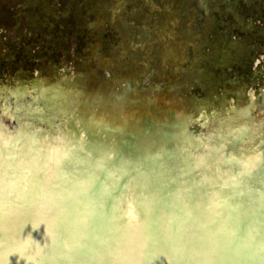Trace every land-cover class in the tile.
Wrapping results in <instances>:
<instances>
[{"label":"water","instance_id":"1","mask_svg":"<svg viewBox=\"0 0 264 264\" xmlns=\"http://www.w3.org/2000/svg\"><path fill=\"white\" fill-rule=\"evenodd\" d=\"M67 70L54 73L61 86L55 90L63 97L74 92L64 85ZM71 77L75 81L76 75ZM4 87H10L9 77L0 79ZM25 88V95L35 96L30 84ZM143 95L127 96L123 117L115 111L124 127L111 132L117 144L91 152L87 143H75L71 150L79 156H55L50 171L45 161L30 159L45 149L44 142L32 146L30 137H24L29 125L9 122L18 106L0 108V264H264L263 153L251 160L198 159L195 138L171 135L167 116L159 123L132 117L130 107L143 106ZM216 96L232 101L221 110L211 109L213 113L241 107L235 96L225 94H212L208 102ZM15 98L23 105L31 100L30 109L37 102ZM163 111L169 114L162 104L152 103L144 115ZM253 115L260 124V111ZM204 116L192 127L202 139L215 130H205ZM245 124L252 127L250 119ZM17 128L21 134L10 154L6 141L12 143ZM244 149L246 157L257 156L253 143Z\"/></svg>","mask_w":264,"mask_h":264},{"label":"flooded vegetation","instance_id":"2","mask_svg":"<svg viewBox=\"0 0 264 264\" xmlns=\"http://www.w3.org/2000/svg\"><path fill=\"white\" fill-rule=\"evenodd\" d=\"M64 63L72 66L64 85L74 92L50 95L60 88L54 73ZM224 74L234 78L237 88L228 95L238 105L253 90L249 105L264 110V90L254 82L264 74V0H0V75L10 76V87L0 88V108L15 103L11 125H36L38 138L58 131L67 148L79 136L94 148L117 137L111 132L124 128L117 116L94 123L93 108L124 106L136 91L152 101L167 95L172 135L186 138L182 126L206 115V131L213 126L214 138L232 140L224 126L236 123L234 111H210L232 99L208 102ZM28 84L35 94L29 98L37 99L31 109V100L23 105L15 98L28 97Z\"/></svg>","mask_w":264,"mask_h":264},{"label":"rangeland","instance_id":"3","mask_svg":"<svg viewBox=\"0 0 264 264\" xmlns=\"http://www.w3.org/2000/svg\"><path fill=\"white\" fill-rule=\"evenodd\" d=\"M74 52H75L74 47H71L70 53L74 54ZM70 64L71 63H64L60 68H58L56 70H60V69H64V68H68L69 70H71V68H70L71 65ZM3 77H9L10 78L9 75H0V79L3 78ZM233 79L234 78H232L229 75H225V74L222 75V80H223V82H222L223 84L221 85L222 88L220 90L215 91L213 94H225V95H228V93H230L231 91H235L237 86L235 84H233L234 86L231 84ZM254 82L256 83V85L259 88H261V90H264V74L256 76V78L254 79ZM247 95L248 96H253L255 94L253 93V90H249L247 92Z\"/></svg>","mask_w":264,"mask_h":264}]
</instances>
